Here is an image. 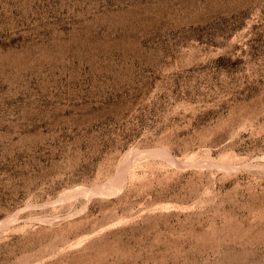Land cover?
<instances>
[{"label": "rangeland", "instance_id": "rangeland-1", "mask_svg": "<svg viewBox=\"0 0 264 264\" xmlns=\"http://www.w3.org/2000/svg\"><path fill=\"white\" fill-rule=\"evenodd\" d=\"M0 264H264V0H0Z\"/></svg>", "mask_w": 264, "mask_h": 264}, {"label": "bare ground", "instance_id": "bare-ground-1", "mask_svg": "<svg viewBox=\"0 0 264 264\" xmlns=\"http://www.w3.org/2000/svg\"><path fill=\"white\" fill-rule=\"evenodd\" d=\"M165 154V153H164ZM130 159V158H129ZM125 163V162H124ZM127 163V162H126ZM122 173V172H121ZM123 183V182H122ZM103 188V187H102ZM107 190H109V189H107ZM111 190V189H110ZM97 191V190H96ZM81 193V192H80Z\"/></svg>", "mask_w": 264, "mask_h": 264}]
</instances>
